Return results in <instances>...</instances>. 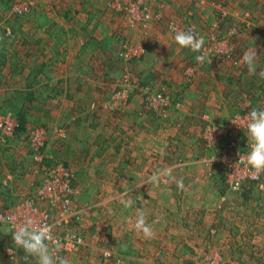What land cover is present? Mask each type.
<instances>
[{"label": "rangeland", "instance_id": "rangeland-1", "mask_svg": "<svg viewBox=\"0 0 264 264\" xmlns=\"http://www.w3.org/2000/svg\"><path fill=\"white\" fill-rule=\"evenodd\" d=\"M34 1L30 13L13 15L12 0H0V35L5 28L11 31L18 18L24 19V23L30 21L39 7L37 11L44 9L46 13L55 5L59 7L56 11L70 9L71 19L76 22L81 18L80 12L99 14L94 22L90 20V27L101 34H111L112 40L106 39L92 65H83L84 72L100 76L95 88L103 91L101 102L91 101L85 114H103L110 121L105 124L100 120L99 127L85 130L88 142L96 137L101 145L89 148L88 143L80 142L69 147V152L64 148V130L55 132L57 141L50 142L49 128L39 125L34 118L35 108L26 112L25 130L16 133L14 129L12 135H7L0 127V210L30 202L46 213L52 233L64 248L57 256L66 258L69 264H241V248L240 254L245 255L242 257L248 254L242 236L246 228L251 232L249 252L264 255V220L256 226L249 223L250 213L259 216L263 212L255 208L252 199L264 197V174L258 179L242 178L239 189L234 190L229 185L234 175L225 166L234 161V153L249 150L246 129L231 125V120L244 117L253 108L264 110V79L250 75L241 63L243 53L253 46L250 38H256L257 73L264 70V0H245L235 7H226L225 10L241 12L233 22L222 20L223 27L215 21L209 23L205 30L208 34L204 33L206 22L194 18H200L198 12L207 7V0H134L135 8L149 14L150 19H137L133 24L130 14L107 6V0ZM48 2L55 5L49 8ZM215 5L221 12L220 2ZM63 19L66 24L68 20ZM26 25L31 33L28 40L33 42L35 23ZM185 25H193L204 38L200 53L181 49L174 42V29L182 30ZM251 28L254 29L249 31ZM124 42L139 46L140 54L122 59ZM244 42L250 45L242 49L240 44ZM62 53L61 58L71 54ZM200 54L212 58L211 64H198L195 57ZM83 56L89 59L87 53H81L78 60L84 62ZM126 74L129 80L124 82ZM17 78L0 74V116L13 115L24 103L25 96L20 98L15 92L19 89ZM121 88L127 96L117 102L115 93ZM161 90L165 94L167 90L173 92L172 98L178 97L184 104L196 99L193 104L198 107L202 103L204 111L188 113L180 100L179 106H173L172 101L164 113L157 112L148 106L146 98ZM213 100L220 101L222 111H208ZM205 102L209 103L208 110ZM228 123L233 129L231 135L235 136V148L227 144ZM208 125L222 131L218 144L207 139ZM37 128L44 131L41 160L35 158L29 144L31 132ZM86 149L90 152L85 153ZM124 156L134 158V162L138 159L136 166L125 167L124 162L131 161ZM60 164L71 176L73 194L67 205L61 202L62 198L51 202L40 194L51 169ZM156 171L169 174L161 177L158 186L145 183ZM179 179L183 180L182 189L177 187ZM127 199L133 201L131 208L124 207L123 201ZM248 199L245 207L243 203ZM137 208L144 210L154 238H144L134 230ZM11 236L9 226L0 223V264H36L34 257L25 255L13 244ZM76 239L79 242L74 246L66 245ZM230 243L233 247H229ZM261 261L257 264H264Z\"/></svg>", "mask_w": 264, "mask_h": 264}, {"label": "crops", "instance_id": "crops-1", "mask_svg": "<svg viewBox=\"0 0 264 264\" xmlns=\"http://www.w3.org/2000/svg\"><path fill=\"white\" fill-rule=\"evenodd\" d=\"M207 1V7L201 8L198 12L200 18H197V16L194 17L196 21L200 20V22H203L204 20L206 22L204 28L205 34H208V31H205L207 25L209 23L212 24L213 21L219 23L220 27H223L224 24V22L221 24L222 20H229L233 22L235 20L234 17H237L241 11H239L238 13L231 12L230 10H225L226 7H229L231 5L232 7H235L238 4L240 5L245 2V0ZM216 2H220L221 5H219V9L221 10V12L216 10ZM52 5H55V3L48 2L49 8H51ZM58 8V5H55L54 8L52 7V9L48 10L46 13L44 12V9L37 11L38 9H40L39 7L35 12H33L31 20L27 22H34L37 28L35 37H33V42L30 40V38L28 40L29 34L31 33L28 32L26 28L28 27L26 25L27 23L23 22L24 19L21 18V21L20 18L15 17V19H18L15 24L11 25L12 34L14 36H12V41L10 40L11 42H0V62L4 63V65L0 64V74L3 73L6 77H11L13 79L17 78L16 76L18 75L17 79L19 89L15 90V92H17L20 98H23V96H25V99H23V107H25L28 111H30L32 108L37 109V114L34 118L40 123L39 125H45L47 129L49 128L50 133L48 130L47 131L52 137L50 142L57 141L56 137L58 136V130L62 128L64 130V133L66 134V136L64 137L66 138L64 148H66V150L69 152V147L71 149L72 146L80 144V142H83L84 145L88 143L87 147L89 148L97 145L99 143V140L96 137L88 142V135L85 133V130H90L89 127L95 128L98 125L100 126V120H103L101 122L105 124L110 121V117L108 118L103 114L99 115L98 113L99 117H97L98 115L90 116L89 114H85L86 107L90 104L91 101H97V103L101 102L103 91L99 89L96 90L95 88L97 84L96 79H100V76L95 77L89 75L86 71L84 72L83 65L84 63L92 65V60H96V57L94 56L99 53L100 50H102L103 43L106 41V39H108V41L112 40V36L111 34H109V36H107V34H101L100 30L96 31L94 29H91L90 26L93 25L95 16H99V14H90V11L87 13L80 12L79 17L81 16V18L78 17L79 20L76 22L75 20L71 19V14L69 12L70 9L64 10L62 12L61 10L56 11V9ZM213 9H215L216 11H212ZM64 14L65 16L67 15V17H64ZM102 14L106 15L105 12H102ZM102 14L100 12V15ZM63 18L68 20L66 24L63 21ZM114 19V22L117 24V16L114 17ZM90 20H92L93 22H90ZM87 23L88 26L86 27ZM247 27L250 28L251 26L247 25ZM253 29L254 28H251L249 31H252ZM240 45L242 49H245L249 47L250 43L244 42ZM63 51L69 52V54H71L67 58H61L60 56L63 55ZM81 53H87L89 59L86 60V58L83 56L85 58L84 62L81 59L78 60V56H80ZM31 55L33 57H30ZM60 65H67V68H60ZM80 72L82 74H80ZM83 74L85 76L86 74L89 76L84 77L82 76ZM150 74L151 72L149 73V75ZM91 77L95 79H92ZM6 89L8 90L7 87ZM204 92H207V90L201 91L200 94ZM172 93L173 92L167 90V94L172 99L171 102L173 101L172 103L180 100L182 101V99L177 100L178 97L172 98V96H174ZM227 94L228 93H225V95ZM203 96L206 95L204 94ZM209 97L210 95L206 96V98ZM235 97L236 95H233L231 98L234 99ZM31 98H33L32 101H30ZM182 98L185 97L183 96ZM200 99L202 100V96ZM190 101L191 102H187L188 104L185 103L188 109L186 110V112L189 111L188 113H196L198 111H204L202 110V103L197 104L199 107L198 108L193 104L195 103L196 99H194V102L193 98ZM235 101L236 100H234L233 102ZM233 102L230 101V103ZM211 103L212 104L211 106H209V110V103H204V105H206L207 107V109L205 110H208L210 112H218V109H220L222 111L223 107L220 101L217 102L216 100H213ZM185 104L184 101H182V107H184ZM103 108L106 107L103 106ZM185 118L187 119V116H185ZM79 128L83 129L80 130ZM99 144L101 145V143ZM129 144H131V142ZM115 148L116 150L118 149L116 143ZM86 152L90 151L86 149L85 153ZM91 152L96 153V151L92 150ZM78 157L80 158V156ZM86 158L88 159L90 157L87 156ZM81 159H84V157H81ZM123 159H128L131 161L124 162V164L126 163L125 165L123 164L125 167L129 165L131 168H134L136 166L135 163L138 162V159H136L134 162V158H128V156H124ZM68 161L70 163L71 159L68 158ZM120 161V159H117V162ZM66 165H68V162ZM1 174H4V172ZM249 200L250 199L244 201L243 204H245V207H247V203L250 202ZM252 200L255 201L253 203L255 208L263 211L262 215L259 216L256 212L250 213L251 216L249 223L256 226V223H258V221L264 220V197L258 195L255 199ZM169 222L171 223L172 221L170 220ZM248 229L249 228H246L242 232L243 239L247 243L246 247L248 250V254H246V257H242V254L243 256L245 255L244 253L240 254L242 252L241 248L239 253V257L242 258L241 264H257L261 260H263L261 262L264 263V255L260 254L258 256H255L251 252H249L248 242L251 237V232ZM232 245L233 243H230L229 247H233Z\"/></svg>", "mask_w": 264, "mask_h": 264}, {"label": "built area", "instance_id": "built-area-1", "mask_svg": "<svg viewBox=\"0 0 264 264\" xmlns=\"http://www.w3.org/2000/svg\"><path fill=\"white\" fill-rule=\"evenodd\" d=\"M106 2H107L106 5L109 7L121 9L124 10L127 14H130L129 20L131 24H133L137 19L141 20L142 22L150 19L149 14L144 13L142 10H139V8L138 9L135 8L134 0H107ZM34 7H35L34 0H12L11 13L13 15L28 14L34 9ZM174 28L175 27H171V29ZM189 29L193 30L194 33L197 35V37H200L193 25H185L182 28V30L184 31H187ZM3 34L5 36L10 35L11 34L10 29L5 28ZM211 40H213L212 36H210V41ZM209 47L210 46L206 44L205 48L208 49ZM122 48H123V52L120 54V56L124 60L132 59L134 55L138 56L140 54L139 46L137 45H132L131 43L124 42L122 44ZM128 80L129 77L126 74L123 78V81L127 82ZM126 96H127L126 90L122 88L117 90V92L115 93V98L117 102H121V99H124ZM169 98L170 96L168 94H165L164 90H161L154 94H150L149 96H147L146 99L148 106L151 109L157 110V112L160 111L164 113L166 107L170 108L171 106V101ZM172 104L173 106H179L180 101L174 102ZM232 122H235L237 126L239 127L242 126L241 128L246 129L245 122L242 120L241 116H235L231 120L230 124L235 125ZM16 125H17V121L14 118V116L11 115L10 113H7L5 116H0V127L7 135L13 134ZM226 127L228 129V131L225 130L227 133L226 135L228 140L227 144L230 145L232 148H235V143L233 142V138H235V136L231 135L232 134L231 130L233 129H231L229 123L226 125ZM206 131L209 136L207 139L210 138V135L212 136V144L214 143L218 144L219 136H223V133L220 129L209 125L206 127ZM43 134L44 131L40 128H37L31 132V136L29 139L30 147L33 152L35 151V158L37 160H41L42 158L41 148L44 145ZM237 153L233 154L235 155L234 161L230 160L225 165L227 171H229L232 175H234V177L229 181L230 188L234 190L239 189L242 178L250 177L253 179H258L252 176L251 170L245 161H239V157ZM70 182H71V176L67 172V169L64 167V165L62 164L57 165L51 169L48 178L43 182L42 189L40 190V194H44L45 197L49 198L51 202H56L58 198L59 199L62 198L61 202L67 205L69 196L73 194V190ZM29 218H31L37 224H46L50 227L46 213H44L42 210H40L30 202L17 204L14 207V209L11 210H6V211L0 210V223L7 224V226H9V228L12 230V234L14 231V226L16 224L22 223L23 221ZM78 242L79 239H76L73 240L72 243H67L66 245L74 246ZM54 243L55 241H53V245ZM62 249H64L63 246H61L59 249L53 248V251H55L56 255H59L60 250Z\"/></svg>", "mask_w": 264, "mask_h": 264}, {"label": "clouds", "instance_id": "clouds-1", "mask_svg": "<svg viewBox=\"0 0 264 264\" xmlns=\"http://www.w3.org/2000/svg\"><path fill=\"white\" fill-rule=\"evenodd\" d=\"M174 42L181 49H189L191 52L200 53L205 41L202 36L197 37L193 30H175ZM253 41V46L246 50L242 57L241 63L246 66L250 75H258L261 79H264V70H260L257 73V51L254 47L255 39L250 38ZM198 64H203L207 61L210 65L212 58L207 57L205 54H200L195 57ZM242 120L245 122L246 134L249 140V150L245 153L238 152L239 161H245L251 170V174L254 178H259L261 174H264V110L253 108L248 112ZM236 125L235 122H232ZM210 143L212 144V136L210 135ZM214 157L213 160H215ZM211 161V163L213 162ZM210 163V165H211ZM169 173L166 171L153 172L151 176L147 178L145 183H150L154 186H158L161 182V177L166 176ZM177 187L183 188V180L176 181ZM124 207L131 208L133 201L127 199L123 201ZM135 224L134 230L141 233L144 238H154V231L147 224L145 218V212L142 209L137 208L135 210ZM13 244L22 249L24 254L35 258L36 264H69L66 258L58 257L55 254L54 249H59L62 245L59 240L54 237L50 227L46 224H37L31 218L26 219L22 223L14 226L12 234ZM53 241H55L53 245ZM11 251V249H9Z\"/></svg>", "mask_w": 264, "mask_h": 264}, {"label": "trees", "instance_id": "trees-1", "mask_svg": "<svg viewBox=\"0 0 264 264\" xmlns=\"http://www.w3.org/2000/svg\"><path fill=\"white\" fill-rule=\"evenodd\" d=\"M11 36H13V34H11ZM13 37H10L9 35L5 36V35L2 34V35H0V42L1 41H9V42H11ZM0 64H4V63L0 62ZM27 111L28 110L25 107H23V105H22V107L18 108V110H16L14 113L12 112L13 115H14V118L17 121V126L15 127L16 133L26 129V125H27L28 121L26 120L27 118H26L25 115H26Z\"/></svg>", "mask_w": 264, "mask_h": 264}]
</instances>
